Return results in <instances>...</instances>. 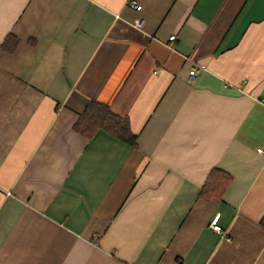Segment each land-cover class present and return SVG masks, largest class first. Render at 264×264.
Instances as JSON below:
<instances>
[{"label":"crops","instance_id":"1","mask_svg":"<svg viewBox=\"0 0 264 264\" xmlns=\"http://www.w3.org/2000/svg\"><path fill=\"white\" fill-rule=\"evenodd\" d=\"M262 98L264 0H0V264H264Z\"/></svg>","mask_w":264,"mask_h":264},{"label":"trees","instance_id":"2","mask_svg":"<svg viewBox=\"0 0 264 264\" xmlns=\"http://www.w3.org/2000/svg\"><path fill=\"white\" fill-rule=\"evenodd\" d=\"M18 43V38L11 33L2 43L1 50L13 52ZM75 129L88 138H92L98 129H104L132 146L137 144V135L131 128L129 118L114 113L109 105L97 101H92L80 115ZM232 180L233 176L227 171L213 168L202 185L200 198L206 201L223 198ZM261 222L264 225V217Z\"/></svg>","mask_w":264,"mask_h":264},{"label":"built area","instance_id":"3","mask_svg":"<svg viewBox=\"0 0 264 264\" xmlns=\"http://www.w3.org/2000/svg\"><path fill=\"white\" fill-rule=\"evenodd\" d=\"M132 6L138 10H140L142 8L141 5H138L137 3H134V2H132ZM137 24H139V21L137 22ZM175 39H176V35L170 36V40L173 41ZM201 68H204V66L201 65V66L191 68L189 70V80L195 79L199 75V71ZM261 102L264 103V98L261 99ZM258 152L264 153V149H259ZM220 217H221V213H216L210 221V227L213 231L221 234V233H223V228L220 224Z\"/></svg>","mask_w":264,"mask_h":264}]
</instances>
